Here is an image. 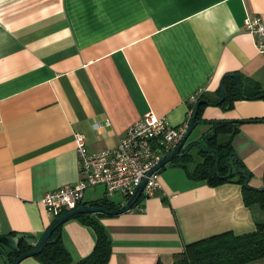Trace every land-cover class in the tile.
Returning <instances> with one entry per match:
<instances>
[{"label":"crops","instance_id":"crops-1","mask_svg":"<svg viewBox=\"0 0 264 264\" xmlns=\"http://www.w3.org/2000/svg\"><path fill=\"white\" fill-rule=\"evenodd\" d=\"M248 15L264 21V0H0V237H34L36 246L57 219L42 199L80 181L76 134L98 153L116 147L148 111L178 126L200 89V100L221 99L229 73L240 76L244 95L261 94L264 54L244 27ZM228 78L237 84L226 76L224 86ZM200 118H264V97L239 96L231 108L204 105ZM203 125L191 139L212 132ZM216 140L231 143L250 185L262 188L264 121L242 122ZM191 153L192 161L160 169L162 190L130 211L63 223L72 259L97 245L90 219L111 238L108 264H174L187 244L255 231L264 210L245 203L238 182L211 185L189 174L183 165L192 170L202 161L197 148ZM102 199L116 209L128 198L97 185L83 204ZM19 264L45 263L34 255Z\"/></svg>","mask_w":264,"mask_h":264},{"label":"trees","instance_id":"trees-1","mask_svg":"<svg viewBox=\"0 0 264 264\" xmlns=\"http://www.w3.org/2000/svg\"><path fill=\"white\" fill-rule=\"evenodd\" d=\"M225 90V100L220 103L224 108H231L239 96L243 97L238 90L236 82L231 78L225 81ZM261 92L263 93L264 91ZM203 106L204 104L199 107L197 122H203L212 126V132L205 135V139L208 141L205 147L217 150L218 161L215 153L199 149L202 161L196 163L192 170L188 169L187 165H183L184 168L195 178L206 180L211 185H218L226 181L240 183L243 188L245 203L247 205L258 204L264 210V190H257L244 185L247 178V173L244 170H249L240 159H237L236 163H234L233 158L229 160V165L233 167V170L228 177L226 176L229 173L227 162L229 156L233 154V148L228 141L217 143L216 140L217 135L223 131H237L238 125L242 122H263L264 118L237 121L201 120L200 112ZM210 136L211 138L208 139ZM175 160H182L185 163L192 161L193 155L187 154ZM144 197L145 195L143 194L133 208L137 207ZM91 204L104 207L108 210L115 209L107 199L98 200ZM98 215L105 216V213H98ZM74 217H82L88 220L90 214H78ZM89 221L95 226L98 234L97 245L89 256L79 261L72 259L70 253L63 245L60 234L61 226L55 229L46 248L36 256L45 264H108L112 252L111 238L102 225L93 219ZM33 238L23 236L20 239L19 247L21 253L30 252L35 249L34 243L31 242ZM9 253L12 259L19 255L12 250H9ZM254 262H264V221L258 222L256 230L251 233L236 235L232 232H227L187 244L184 250L175 256L174 264H250ZM158 264L162 263L159 262Z\"/></svg>","mask_w":264,"mask_h":264},{"label":"built area","instance_id":"built-area-1","mask_svg":"<svg viewBox=\"0 0 264 264\" xmlns=\"http://www.w3.org/2000/svg\"><path fill=\"white\" fill-rule=\"evenodd\" d=\"M244 27L254 36L257 49L264 54V21L259 16L248 15ZM202 94L200 89L190 97L193 107L182 124L173 126L166 117L148 111L128 129L118 145L109 150L90 153L84 135L76 134L81 179L47 193L42 199L46 210L58 218L83 204L85 191L97 185H103L109 195L122 193L129 198L148 178L145 196H153L162 190L160 169L149 173L187 134Z\"/></svg>","mask_w":264,"mask_h":264},{"label":"water","instance_id":"water-1","mask_svg":"<svg viewBox=\"0 0 264 264\" xmlns=\"http://www.w3.org/2000/svg\"><path fill=\"white\" fill-rule=\"evenodd\" d=\"M226 76H231L237 80L238 90L244 98L257 99V98L264 97V92L259 94V95L253 96V97L244 95L242 92V84H241L240 76L236 73H229ZM224 78H223L222 84H221V99L215 103L210 102L208 100H200L198 102V104L195 108V111H194L192 121H191V126H190L187 134L183 137V139L181 140L179 145L172 152L167 154L162 159V161L154 169H152L150 171L149 175H151L152 173H154L155 171H157L159 169H162L166 164L172 162L174 159L181 158L182 156H185L187 154L192 155V153H191L192 150H194L196 148L201 149L203 147L202 143L199 142L198 138L191 139V136L194 133L196 127L199 124H205L203 122H201V123L197 122V115L199 112V107L202 104L216 106L225 100L226 90H225V86H224V80H225ZM203 148H204L203 150H205V151H210V152L215 153L217 155V161H218L217 150L207 149L205 147H203ZM231 158H233L234 163H236V161L238 159V157L235 153H233L231 156H229L228 162H227V165L229 167V173L226 175L227 177L231 174V172L233 170V167L229 165V160ZM244 172L247 173V178L244 182V185L246 187H251L249 185V182L251 179V173L247 170H244ZM147 181H148V178H145L144 181L136 189V191L127 199V201L122 206H120L114 210H108L104 207H98V206H94L90 203H84V204H81L80 206L76 207L75 209L61 215L50 225V227L47 229V231L42 235V237L38 241L37 245L35 246V249L30 251V252L21 253V250L19 247V242H20V239L23 237V235L1 236L0 237V257H1V259L3 260L4 264H19L24 258H27L29 256L38 255L39 253H41L46 248L47 244L49 243L50 237H51L52 233L55 231V229L78 214L105 213L108 215H118V214H122L124 212L130 211L133 208V206L137 203V201L142 197ZM255 189L264 190V186L262 188H255ZM7 248L12 250V251L17 252L19 255L12 259ZM250 264H261V263L260 262H254V263H250Z\"/></svg>","mask_w":264,"mask_h":264},{"label":"rangeland","instance_id":"rangeland-1","mask_svg":"<svg viewBox=\"0 0 264 264\" xmlns=\"http://www.w3.org/2000/svg\"><path fill=\"white\" fill-rule=\"evenodd\" d=\"M204 128H205V126L203 125V124H199L197 127H196V129H195V131H194V133L192 134V136H191V138L195 135V134H197L198 132L202 135L203 134V132H204ZM211 138V136L208 138V139H210ZM201 142H202V145H203V147H205L207 144H208V141L206 140V139H201ZM201 148V150H203L204 148ZM206 148V147H205ZM199 150V149H198ZM251 182V181H250ZM263 184H264V179H263ZM249 185H250V183H249ZM251 187H253L252 185H250ZM253 188H255V187H253ZM117 200L118 199H122V200H124V198L123 197H121V195H117L116 197H115ZM264 263V262H263Z\"/></svg>","mask_w":264,"mask_h":264}]
</instances>
